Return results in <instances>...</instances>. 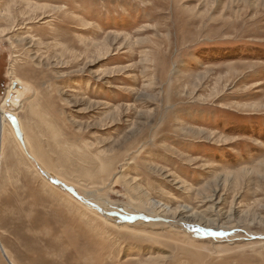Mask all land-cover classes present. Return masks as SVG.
I'll list each match as a JSON object with an SVG mask.
<instances>
[{
    "label": "rangeland",
    "instance_id": "obj_1",
    "mask_svg": "<svg viewBox=\"0 0 264 264\" xmlns=\"http://www.w3.org/2000/svg\"><path fill=\"white\" fill-rule=\"evenodd\" d=\"M16 79L0 264H264V0H0Z\"/></svg>",
    "mask_w": 264,
    "mask_h": 264
},
{
    "label": "bare ground",
    "instance_id": "obj_2",
    "mask_svg": "<svg viewBox=\"0 0 264 264\" xmlns=\"http://www.w3.org/2000/svg\"><path fill=\"white\" fill-rule=\"evenodd\" d=\"M15 83L20 87V89L14 88L13 84H15ZM28 90H29V88L25 84H23L20 80H18V79L14 80L12 83V86L9 88V90L7 92L5 102L2 105H0V170H1V159L3 157L2 156V150H3L4 140H5V137L7 135V132L5 131V124H6V119H7V115L5 113V106L9 102L10 98L15 97L16 94H19L22 91L24 92L23 94H26V92ZM19 97L14 98L13 100L15 102H18L21 100V99L19 100ZM16 108L18 109V107H16ZM1 247L6 252L5 248L2 245H1ZM6 257H7V255L5 256V258ZM6 260H7L8 264H14L8 257L6 258Z\"/></svg>",
    "mask_w": 264,
    "mask_h": 264
},
{
    "label": "water",
    "instance_id": "obj_3",
    "mask_svg": "<svg viewBox=\"0 0 264 264\" xmlns=\"http://www.w3.org/2000/svg\"><path fill=\"white\" fill-rule=\"evenodd\" d=\"M13 86H14L15 89H17V88L20 89V87H19L16 83L13 84ZM6 258H7V257H6Z\"/></svg>",
    "mask_w": 264,
    "mask_h": 264
}]
</instances>
